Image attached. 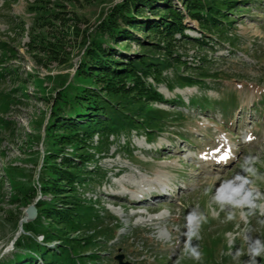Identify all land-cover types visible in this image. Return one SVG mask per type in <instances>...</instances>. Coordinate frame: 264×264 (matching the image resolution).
<instances>
[{
    "label": "rangeland",
    "instance_id": "obj_1",
    "mask_svg": "<svg viewBox=\"0 0 264 264\" xmlns=\"http://www.w3.org/2000/svg\"><path fill=\"white\" fill-rule=\"evenodd\" d=\"M161 2L183 15L185 40L170 47L187 66L166 68L173 87L159 84L155 90L165 101L146 105L164 111L158 127L95 133L89 141L93 157L84 166L92 174L81 194L95 203L93 219L79 232L66 229L67 235L91 255L88 264H118L117 255L128 264H249L250 245L264 243V0L238 1L221 40L201 32L183 2ZM120 3L0 0V264L19 252L17 238L28 235V221H21L26 208L54 199L42 192V169L48 156L74 148L58 140L69 119L55 106L56 97L72 83L83 87L77 95L85 98L98 90L77 73L92 40L101 42L109 64L166 53L163 40L154 44L160 50L152 47L159 37L143 23L157 19V11L142 2L120 21ZM107 17L128 34L116 32L115 38L102 29ZM237 176L247 183L229 202L224 197L242 182ZM59 191L70 193L66 184ZM29 221L35 229L48 223ZM35 239L44 241L41 234ZM189 242L201 259L185 251ZM256 261L264 264V252Z\"/></svg>",
    "mask_w": 264,
    "mask_h": 264
},
{
    "label": "trees",
    "instance_id": "obj_2",
    "mask_svg": "<svg viewBox=\"0 0 264 264\" xmlns=\"http://www.w3.org/2000/svg\"><path fill=\"white\" fill-rule=\"evenodd\" d=\"M161 1L122 0V3L117 5L120 9L117 18L121 21L120 16L125 15V20L127 17L129 19V12L138 11L137 4L142 2L143 6L141 7L147 6V8L153 9V12L157 11V19H146L143 23L149 33L159 37L157 42H153V48L158 51L160 50L159 47L154 44L159 45L160 40L165 42L166 53L163 57L138 54V57H128L122 63L109 64L106 61L108 55L104 54L105 48L102 47L101 42L92 40L84 57L79 62L77 73L80 79H85L86 82H89V85L96 86L98 90L92 94L85 93V98L84 94H81L84 97L80 94L77 95L81 90L84 91L83 87L80 85H78L80 87H77L75 83H72L70 86L78 90L75 95L69 94V90L72 89L69 87H66L57 95L55 106L57 109L63 110L62 112L65 113L64 118L69 119L68 122L63 124V128L58 129L62 130L58 140L64 145L72 143L74 148L72 152L64 155L60 153L56 157L48 156L50 161L45 162V168L42 169V173L40 172L39 182L40 187L43 189L42 192H50L54 199L48 203L39 200L36 203L37 212L35 217L38 220L39 218H45L48 223L39 225V229H35L33 221L24 223L23 229L28 235L17 238L15 248L19 252L14 254L7 261V264L89 263L87 257L91 255L87 254L84 246L79 242H73L72 238L67 235L68 230L79 232L83 229V224L93 219L91 215L95 203L81 194V191L87 185V178L92 174L84 166L93 157L88 153L89 141L92 140L95 133L98 135L109 133L117 136L119 131H125L126 129L134 128L137 130L140 127L145 129L158 127V121L165 118L162 115L164 111L146 108V105L149 102L165 101L163 96L155 90L159 84H165L169 88L173 87V84L163 74L166 68L175 64L187 66V62L182 60L181 55L176 54L170 47L172 41L185 40L183 37L185 29L183 15L175 5L160 7ZM179 1L184 3L183 7L188 11L190 17L197 20L201 32L214 33V36L221 40L225 39L223 38L227 30L225 25H229L231 22L227 13L236 10L238 1L245 2L246 0ZM111 18L107 17L106 23L104 22L100 27L106 31L109 30V34L113 37H115L116 32L124 33V35L128 34L125 31L116 29L118 26ZM129 24L127 23V25ZM135 24L141 23L135 22ZM176 34H180L181 38L178 39ZM133 38L137 39L136 37ZM203 43L204 41L201 42V44ZM201 61H206V58L201 59ZM2 75L1 73L0 76ZM181 79L178 83H181ZM185 83L193 84L194 82L185 80ZM174 102L180 105L178 101L174 100ZM82 111L91 114L98 113L99 116L81 115L80 112ZM77 112L79 114H75ZM73 114H75V119L70 116ZM135 116L140 119L138 125L133 121ZM63 120L60 119L59 122ZM116 128L117 133H113ZM48 131H53V128ZM146 135L149 137L148 134ZM59 157L61 161L58 162L57 158ZM56 176L61 177V181L55 182L53 178ZM64 184L70 190L69 195L59 191ZM37 234L42 235L43 242H38L35 239ZM51 242H55L53 247L49 246ZM23 258H26V260L21 262ZM39 259L41 262H38Z\"/></svg>",
    "mask_w": 264,
    "mask_h": 264
},
{
    "label": "clouds",
    "instance_id": "obj_3",
    "mask_svg": "<svg viewBox=\"0 0 264 264\" xmlns=\"http://www.w3.org/2000/svg\"><path fill=\"white\" fill-rule=\"evenodd\" d=\"M236 180H241L242 182L237 186V187H232L231 192L232 195H228L224 197L225 200L232 202V196L233 195H239L241 191L243 190L244 184L247 183L246 180H243L241 177L237 176L235 178ZM231 187V182L228 185ZM251 192L245 193L243 200L248 201V198L251 197ZM217 199H220V196L217 197ZM234 203H240L239 201L234 202ZM250 203V202H249ZM251 249V259L249 261V264H257L256 257L259 256L262 252H264V243H261L259 240L254 241L250 245ZM185 251L190 254L194 259L199 260L201 259L202 254L198 251L196 247H193L190 242L186 243L185 245ZM240 253H237L239 255Z\"/></svg>",
    "mask_w": 264,
    "mask_h": 264
},
{
    "label": "water",
    "instance_id": "obj_4",
    "mask_svg": "<svg viewBox=\"0 0 264 264\" xmlns=\"http://www.w3.org/2000/svg\"><path fill=\"white\" fill-rule=\"evenodd\" d=\"M36 208L33 204L29 205L25 210V216L21 219L22 222L29 221L36 216ZM116 260L118 261V264H128L127 262L122 261V255H117Z\"/></svg>",
    "mask_w": 264,
    "mask_h": 264
},
{
    "label": "bare ground",
    "instance_id": "obj_5",
    "mask_svg": "<svg viewBox=\"0 0 264 264\" xmlns=\"http://www.w3.org/2000/svg\"><path fill=\"white\" fill-rule=\"evenodd\" d=\"M155 195H156V194H152L151 196H152V197H153V196L156 197V196L161 195V194H157L156 196H155ZM163 195H164V194H163ZM147 199H148V198H147ZM136 201H142V199L139 198V199H136ZM152 209H153V208H152ZM152 209H151V208H147L148 211H152Z\"/></svg>",
    "mask_w": 264,
    "mask_h": 264
}]
</instances>
